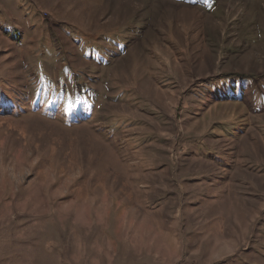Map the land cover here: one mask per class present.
I'll use <instances>...</instances> for the list:
<instances>
[{
    "label": "rangeland",
    "instance_id": "1",
    "mask_svg": "<svg viewBox=\"0 0 264 264\" xmlns=\"http://www.w3.org/2000/svg\"><path fill=\"white\" fill-rule=\"evenodd\" d=\"M0 93V264H264V0H0Z\"/></svg>",
    "mask_w": 264,
    "mask_h": 264
},
{
    "label": "trees",
    "instance_id": "2",
    "mask_svg": "<svg viewBox=\"0 0 264 264\" xmlns=\"http://www.w3.org/2000/svg\"><path fill=\"white\" fill-rule=\"evenodd\" d=\"M231 87H236V84L235 83H233V84H231ZM5 94L7 93V91H9V90H7V89H5ZM1 94V93H0ZM3 94L4 96H8V94ZM37 97V96H36ZM38 98V100L37 101H34V105L35 106H37V104H39V103H43V101H41V99L42 98H40V97H37ZM217 98H222L223 100H229V95L228 94H226V93H224V92H222V94H221V96L220 97H217ZM44 100H47V99H45V98H43ZM58 104L59 103V101H57V102H52L51 100H49V103H45L44 102V104H42L43 106H44V109L45 110H48L49 111V113L50 114H53L54 113V111H56L57 112V107H52L54 104ZM13 105H14V103H12ZM218 104H224V103H220V102H218ZM1 105V104H0ZM47 106V107H46ZM73 109H76V108H74V107H72ZM2 109H3V107H2ZM1 109V110H2ZM35 110H39V111H42L43 110V108H41V107H35L34 108ZM73 109H72V111H73ZM69 116H70V113H69ZM69 120L71 121V119L69 118Z\"/></svg>",
    "mask_w": 264,
    "mask_h": 264
}]
</instances>
